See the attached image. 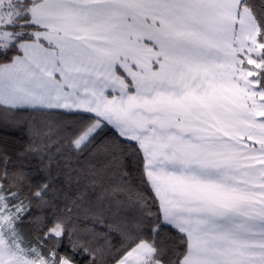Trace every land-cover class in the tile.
Returning a JSON list of instances; mask_svg holds the SVG:
<instances>
[{
	"label": "snow or ice",
	"instance_id": "snow-or-ice-1",
	"mask_svg": "<svg viewBox=\"0 0 264 264\" xmlns=\"http://www.w3.org/2000/svg\"><path fill=\"white\" fill-rule=\"evenodd\" d=\"M0 264H264V0H0Z\"/></svg>",
	"mask_w": 264,
	"mask_h": 264
}]
</instances>
